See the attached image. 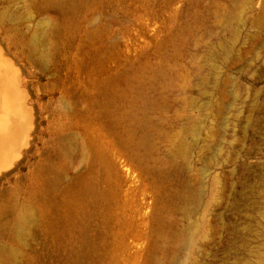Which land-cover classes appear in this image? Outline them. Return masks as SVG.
<instances>
[{"label": "rangeland", "instance_id": "1", "mask_svg": "<svg viewBox=\"0 0 264 264\" xmlns=\"http://www.w3.org/2000/svg\"><path fill=\"white\" fill-rule=\"evenodd\" d=\"M0 52V264H264V0H0Z\"/></svg>", "mask_w": 264, "mask_h": 264}, {"label": "bare ground", "instance_id": "2", "mask_svg": "<svg viewBox=\"0 0 264 264\" xmlns=\"http://www.w3.org/2000/svg\"><path fill=\"white\" fill-rule=\"evenodd\" d=\"M38 40L37 38L34 39L36 42ZM4 56L0 52V108H4L5 110H8L6 113H4L5 117H11L12 110L17 109L18 112H20L22 117L21 126H23V136L20 141L19 145L11 142V138L9 139L6 136L0 137V170L4 167H8L12 165L15 158L21 155V145L23 142L26 141L25 137L27 135V132L30 128H32V116L30 114V110H28L26 100L25 98H21V85L19 81V76L15 72H10L12 77V81L7 80L6 78H3L1 75V71L7 72L9 77V68H7L6 64H4ZM5 70V71H4ZM10 111V112H9ZM16 112V116L18 117V112ZM1 117V116H0ZM26 119V120H25ZM7 120V119H6ZM7 129H9L7 127ZM13 141V140H12ZM27 144V143H26ZM28 219V218H27ZM27 219H23V222L21 221L18 225V230L25 228V223ZM36 221V213L35 211L31 212L28 222H35ZM15 253L12 254L14 256ZM11 256V257H12Z\"/></svg>", "mask_w": 264, "mask_h": 264}]
</instances>
